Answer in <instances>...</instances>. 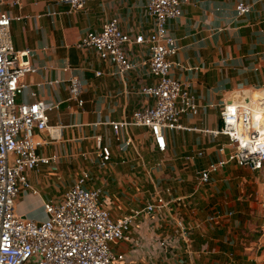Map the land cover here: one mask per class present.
<instances>
[{"label":"crops","instance_id":"obj_1","mask_svg":"<svg viewBox=\"0 0 264 264\" xmlns=\"http://www.w3.org/2000/svg\"><path fill=\"white\" fill-rule=\"evenodd\" d=\"M238 1L248 3L251 11L237 16ZM0 8L11 17L14 48L29 49L31 61L38 67L36 73L22 79L26 87L16 102L41 99L47 104L59 103L57 109L48 112L49 124L63 125L57 140L50 141L47 133H42L49 142L39 147L38 152L46 156L56 154L57 162L27 172L35 193L32 190L19 193L15 201L17 212L28 218L43 219L42 205L48 201L42 196L45 187L61 185L59 200L82 170L94 176L87 186L102 189L104 204L113 218L142 209L157 192L170 187L172 195L190 196L188 204L176 203L169 213H142L135 218L130 238L112 243L124 255L120 264H174L177 252L173 242L178 239L172 219L175 215H181L191 229L192 255L185 264L241 263L235 252L240 243L235 231L239 221L233 218L234 211L224 208L231 201L229 188L222 199L217 195V182L228 184L239 176L223 168L212 175V182L198 187L197 173L218 158L217 146L225 137L216 139L203 130L220 126V104L227 99L229 91L239 86L264 84V0H185L181 3V15L167 22L168 33L179 45L171 58V75L189 85L200 109L196 115L180 116V124L185 128L175 129L174 137L165 132L167 148L163 152L156 151L146 128L127 126L115 131L109 124L129 120L135 109L150 104V98L139 93L142 85L154 81L148 70L146 48L134 46L129 50L139 66L119 75L114 65L100 60L93 49L76 46L81 36L100 30L102 23L112 17L118 18L125 32L149 33L153 20L147 11V0H88L83 9L75 12L56 0H22L20 7L4 0ZM64 66L71 70H63ZM96 71H101V75H96ZM70 74L81 80L82 106L67 99L66 79ZM55 79L59 82L37 85ZM31 92H35V97ZM126 139L131 140L130 144L121 148ZM102 146L109 148L110 159L101 166ZM197 151H203V156L193 161L185 159ZM107 167L108 172L104 170ZM233 168L239 166L233 164ZM100 170L106 173L99 175ZM243 181L241 176L239 185ZM24 198L33 202L40 199L37 205L41 218H35L36 207L31 203L18 210ZM196 202L200 208L195 206ZM212 215L219 216L209 221ZM161 239H170L171 243L164 252L157 246ZM177 244L181 252L184 246L181 241ZM230 251L235 253L234 261L228 257Z\"/></svg>","mask_w":264,"mask_h":264},{"label":"built area","instance_id":"obj_2","mask_svg":"<svg viewBox=\"0 0 264 264\" xmlns=\"http://www.w3.org/2000/svg\"><path fill=\"white\" fill-rule=\"evenodd\" d=\"M88 0H56L68 7L70 12L81 10ZM185 0H147V11L153 20L152 30L128 33L121 29L118 18L105 20L100 30L88 31L77 41L78 48L93 49L98 58L114 65L115 72L125 75L139 66L130 56L134 46L146 48L149 74L154 81L139 88V93L150 98V104L135 109L129 120L110 121L113 130L137 126L147 129L158 152L167 148L165 132L183 129L182 114L196 115L200 105L189 85L171 75V58L179 50L177 40L168 33L167 22L181 15V3ZM4 0H0V7ZM20 7L22 0H11ZM237 16L246 15L251 6L238 1L235 5ZM11 17L0 8V264H120L124 259L121 251L112 243L127 241L135 218L146 215L171 212L176 203L188 204L190 196L172 195L171 188L165 187L155 194L140 210L113 218L104 204L100 187L90 188L93 177L82 170L73 183L64 191L59 200L43 203L44 218H28L16 210V198L22 190H34L27 178V172L39 170L41 166L57 162V155H42L39 147L60 137L63 125L49 124L48 112L57 109L59 103L47 104L41 99L17 103L16 97L26 87L22 79L36 73L38 67L31 61L29 49L14 48L10 32ZM70 71L69 66L62 67ZM101 75V71H96ZM55 80H43L37 85L54 84ZM68 100L83 105L82 83L76 74L66 79ZM239 91L237 99H227L220 104V126L205 129L204 133L213 138L225 137L218 144V158L209 162L197 173V186L212 182V175L228 164L245 167L259 172L264 166V84L259 87H235L229 92ZM35 97V92H31ZM58 128V135L50 128ZM47 133L48 139L42 136ZM100 137H98V141ZM126 139L121 148L130 144ZM203 151L185 156L188 161L203 156ZM100 165L110 159L107 146L100 148ZM197 207V203H195ZM232 212H228L231 216ZM219 215L208 217L209 221ZM178 239L174 241L176 255L174 264H185L192 252L189 245L191 229L181 215L172 217ZM170 240V239H169ZM168 239H161L157 246L162 252L171 246ZM182 242L181 252H178ZM202 251L206 252L204 248ZM199 250V252H202ZM185 253L184 255H181ZM235 253L228 257L234 261ZM203 264H219L217 261ZM243 264V263H236Z\"/></svg>","mask_w":264,"mask_h":264},{"label":"rangeland","instance_id":"obj_3","mask_svg":"<svg viewBox=\"0 0 264 264\" xmlns=\"http://www.w3.org/2000/svg\"><path fill=\"white\" fill-rule=\"evenodd\" d=\"M51 115V112H50ZM175 130H167L166 134L170 137H174ZM98 170V169H96ZM108 172V167L106 169ZM225 172L230 171L232 175L239 176L232 179L228 184L224 182H217L219 188L218 197L222 199L225 196V191L229 188L231 196L230 202L225 205L226 210L234 211L233 218L239 221L236 225V234L240 240L238 242L237 258L243 264H264V166L259 172H253L248 168L239 167L233 168V164H228L225 167ZM99 175H102L105 171H97ZM105 172V173H106ZM232 172V173H231ZM35 174V173H34ZM224 175H222L223 177ZM243 176V185H239L240 177ZM94 177V176H93ZM221 177V178H222ZM220 178V177H219ZM61 185H57L52 188L45 187V192L42 194L45 200L51 198L58 199L59 190ZM38 189H42L40 186ZM241 190L243 192H241ZM237 199V200H236ZM40 199L30 201L28 198L23 199V205L20 204L18 210L24 209L27 203H31L35 206L36 217L41 218L42 213L40 207L37 205ZM197 207H201L199 202ZM244 251V254H242ZM26 264H32L27 262Z\"/></svg>","mask_w":264,"mask_h":264},{"label":"bare ground","instance_id":"obj_4","mask_svg":"<svg viewBox=\"0 0 264 264\" xmlns=\"http://www.w3.org/2000/svg\"><path fill=\"white\" fill-rule=\"evenodd\" d=\"M239 93H240V92H239V91H236V90L233 91V92H229V93H228V98H229V99H237ZM50 130H51L53 133H55L56 135H58V128H56V127H51Z\"/></svg>","mask_w":264,"mask_h":264}]
</instances>
